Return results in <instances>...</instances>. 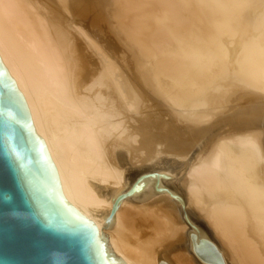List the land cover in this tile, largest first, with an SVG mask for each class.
I'll return each instance as SVG.
<instances>
[{
    "label": "bare ground",
    "instance_id": "obj_1",
    "mask_svg": "<svg viewBox=\"0 0 264 264\" xmlns=\"http://www.w3.org/2000/svg\"><path fill=\"white\" fill-rule=\"evenodd\" d=\"M113 3L0 0L69 202L124 264H264V0Z\"/></svg>",
    "mask_w": 264,
    "mask_h": 264
},
{
    "label": "water",
    "instance_id": "obj_2",
    "mask_svg": "<svg viewBox=\"0 0 264 264\" xmlns=\"http://www.w3.org/2000/svg\"><path fill=\"white\" fill-rule=\"evenodd\" d=\"M0 264H124L109 256L104 228L98 236L95 219L69 202L1 57Z\"/></svg>",
    "mask_w": 264,
    "mask_h": 264
},
{
    "label": "rangeland",
    "instance_id": "obj_3",
    "mask_svg": "<svg viewBox=\"0 0 264 264\" xmlns=\"http://www.w3.org/2000/svg\"><path fill=\"white\" fill-rule=\"evenodd\" d=\"M94 1H97V3L99 4V5H97L96 7H95V5L97 4V3H95ZM111 1V2H110ZM84 2V4H86V5H84V4H82ZM88 2V3H87ZM90 2V3H89ZM106 2V3H105ZM92 3V4H91ZM95 5H94V4ZM81 4H82V6H81ZM89 4L90 5H92V6H89ZM105 4V5H104ZM114 5V3H113V0H93V2H92V0H79V9L81 8V9H83L82 10V12L83 13H85V11H86V13H85V15L87 16V17H89L92 21H96V22H102L103 20H105V16H103L105 13V15H107L106 17H108L109 16V18H108V22H106L107 21V18H106V20L105 21H103V22H105V23H109L110 24V22L111 23H113L112 22V18H111V16H112V14H110V12L112 13V10L114 9L113 7V5ZM101 5V6H100ZM104 5V6H103ZM112 7H111V6ZM86 7H87V9H86ZM98 7V8H97ZM93 8V9H92ZM102 8H104V9H102ZM111 8H113L112 10H111ZM89 9H91L90 11H89ZM96 9H99V10H96ZM104 12V14H103V12H101V10ZM105 10V11H104ZM109 10H111L110 12H109ZM81 11V10H80ZM101 12V13H100ZM111 15V16H110ZM110 21V22H109ZM112 25V24H111Z\"/></svg>",
    "mask_w": 264,
    "mask_h": 264
},
{
    "label": "clouds",
    "instance_id": "obj_4",
    "mask_svg": "<svg viewBox=\"0 0 264 264\" xmlns=\"http://www.w3.org/2000/svg\"><path fill=\"white\" fill-rule=\"evenodd\" d=\"M14 155L17 157V153L14 152Z\"/></svg>",
    "mask_w": 264,
    "mask_h": 264
}]
</instances>
